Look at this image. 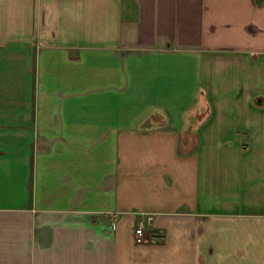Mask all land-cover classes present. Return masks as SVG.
<instances>
[{"label": "crops", "instance_id": "1", "mask_svg": "<svg viewBox=\"0 0 264 264\" xmlns=\"http://www.w3.org/2000/svg\"><path fill=\"white\" fill-rule=\"evenodd\" d=\"M0 264H264V0H0Z\"/></svg>", "mask_w": 264, "mask_h": 264}, {"label": "built area", "instance_id": "2", "mask_svg": "<svg viewBox=\"0 0 264 264\" xmlns=\"http://www.w3.org/2000/svg\"><path fill=\"white\" fill-rule=\"evenodd\" d=\"M135 240L137 243H142L144 241V225L140 224V227L135 231Z\"/></svg>", "mask_w": 264, "mask_h": 264}]
</instances>
